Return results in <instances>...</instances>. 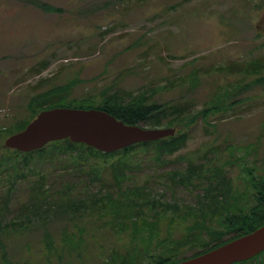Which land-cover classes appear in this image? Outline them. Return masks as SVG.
I'll return each instance as SVG.
<instances>
[{"label":"rangeland","instance_id":"rangeland-1","mask_svg":"<svg viewBox=\"0 0 264 264\" xmlns=\"http://www.w3.org/2000/svg\"><path fill=\"white\" fill-rule=\"evenodd\" d=\"M33 1L0 0L1 127L29 117L33 95L68 85L62 105L77 107L73 100L88 95L100 103L105 90L125 97L144 90L148 101L189 102L187 112L242 85L210 123L198 119L186 128L188 139L178 152L165 154L163 161L144 159L127 187L142 185L163 201L194 204L202 190L171 181V172H184L189 162L204 168L225 164L243 191L249 169L264 173V83L251 85L255 75L227 71L236 63L264 62V0H39L54 11ZM233 97L237 103L229 107ZM77 160L67 155L47 160L37 165L44 179L28 173L11 193L7 179L14 169L0 168V218L10 222L22 213L18 220H24V227L0 231V264H105L110 253L129 247L128 237L117 234L96 208L64 220L23 212L35 197L30 184L36 179L50 202L63 200L68 186L75 199L117 192L109 163L98 177L90 164L99 160L83 165ZM201 180L194 176L193 183ZM71 242L79 249L66 250L62 258L51 248Z\"/></svg>","mask_w":264,"mask_h":264},{"label":"trees","instance_id":"trees-1","mask_svg":"<svg viewBox=\"0 0 264 264\" xmlns=\"http://www.w3.org/2000/svg\"><path fill=\"white\" fill-rule=\"evenodd\" d=\"M33 2L46 11L56 10L55 7L39 0ZM263 70L264 62L261 60H253L246 65L236 63L235 67L227 68L229 73L238 71L246 76L255 75L256 79L251 85L264 83V76H260ZM251 85L248 83L247 87ZM69 86L64 90L54 88L33 95L28 102L31 113L29 117L21 118L10 128L0 126V152L3 153L0 156V168L4 166L14 169L7 179L8 191L12 192L18 180H27L28 173L35 172L39 178L44 179L45 175L40 173L37 165L67 155L78 159L80 165L90 159L99 160L96 164H90L91 172L98 177L100 168L109 163L113 169L117 192L95 194L92 198L75 199L69 195L72 188L68 186L63 193L66 195L63 200L57 199L56 202H50L47 200L48 195L44 183L40 181L41 179H36L30 184L35 197L31 204L25 205L23 212L40 214L41 217L44 215L43 220L50 215L52 218L55 216L64 220V217L70 219L72 214L91 213L89 210L94 208L101 211L100 216L109 217L107 224L114 228L117 234L125 235L129 239V247L126 251L110 253L105 264H173L210 251L264 224V173L257 174L251 169L247 173V189L244 191L233 181V177L228 175L224 169L225 164L204 168V164L196 165V163L189 162L184 172L181 170L171 172V181L177 180L181 183L187 181L186 185L190 183L195 189L202 190L201 193L196 194L194 204H182L176 200L163 201L165 199L155 197L153 191L142 185L127 187L132 174L142 168L144 159L163 161L165 154L178 152L188 139L186 128L198 119L210 123L212 115H218L222 109L226 108L222 102L225 98H231L229 95L232 91H228L226 97L222 95L214 97L207 106L197 112H187L185 108L190 104L189 102L175 104L172 101H148L149 98L144 90L137 94H130L129 97L115 91L105 90L101 94L100 103H97L94 95L73 101L78 104L79 108L105 110L129 124H138L143 127H176V133L173 136L136 143L109 153L99 151L84 143L72 142L70 139L53 141L31 152L4 148L5 138L24 129L42 110L56 106L73 107L60 104L68 99ZM243 88L242 85L239 86L238 92H232L233 96L241 92ZM233 98L229 107L237 103V100ZM6 153L13 155L6 156L4 155ZM194 176H199L205 181L201 180L199 184H195L193 183ZM42 194L45 195L40 197ZM133 196L145 200L138 204ZM21 214L10 222H3L0 218V231H10L12 227H24V220H18ZM30 219L28 217L27 221ZM162 223H165L167 227L163 228ZM178 224H181L180 230L175 229ZM16 231L21 230L16 229ZM63 238L67 240L69 237L64 236ZM49 240L53 243V239ZM53 244L50 247L56 249L59 258H62L66 250L72 252V250L79 249V244L74 242L60 246ZM189 252L192 253L188 254ZM3 258L5 259V254ZM233 264H264V251L251 259Z\"/></svg>","mask_w":264,"mask_h":264},{"label":"water","instance_id":"water-1","mask_svg":"<svg viewBox=\"0 0 264 264\" xmlns=\"http://www.w3.org/2000/svg\"><path fill=\"white\" fill-rule=\"evenodd\" d=\"M176 130V127L147 128L129 124L97 108L57 106L39 112L24 129L7 136L3 146L31 152L53 141L70 139L109 153L173 136ZM262 251L264 224L210 251L173 264H233L251 259Z\"/></svg>","mask_w":264,"mask_h":264}]
</instances>
